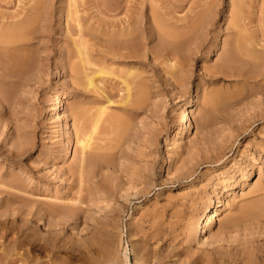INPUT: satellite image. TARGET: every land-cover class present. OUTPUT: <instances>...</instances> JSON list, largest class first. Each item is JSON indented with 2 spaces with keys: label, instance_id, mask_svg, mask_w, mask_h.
Listing matches in <instances>:
<instances>
[{
  "label": "rangeland",
  "instance_id": "obj_1",
  "mask_svg": "<svg viewBox=\"0 0 264 264\" xmlns=\"http://www.w3.org/2000/svg\"><path fill=\"white\" fill-rule=\"evenodd\" d=\"M15 26L22 41L0 36V254L240 264L264 252V222L245 214L264 200V0H0V31ZM190 99L194 127L178 138ZM94 124L80 182L76 143Z\"/></svg>",
  "mask_w": 264,
  "mask_h": 264
},
{
  "label": "bare ground",
  "instance_id": "obj_2",
  "mask_svg": "<svg viewBox=\"0 0 264 264\" xmlns=\"http://www.w3.org/2000/svg\"><path fill=\"white\" fill-rule=\"evenodd\" d=\"M15 27L14 28L12 27L13 29L10 27V29L8 28V30H4L2 32L0 31L1 32L0 36L2 37V39H5L7 41H9L11 39H13V41L15 40V41H18V42L22 41L23 38H24L23 37V33L25 32V29H24L25 27L24 28H22V26H20L19 28H18V26L16 28ZM132 33H133V31H132ZM132 33H130L128 35H132ZM8 38H11V39H8ZM130 42H131V40H128V41L120 40L119 45L120 46H124L126 43L129 44ZM167 43H169V42H167ZM80 45H82V44H80ZM133 45L134 44L131 45V48L133 47ZM76 49H77L78 55L82 57L81 60H80L81 65L84 66L85 63L87 64L89 62V59L86 56L88 54H86V52H84V51H81L79 46H77V45H76ZM83 66H81V68ZM82 69H85V68H82ZM99 73L100 74L102 73V69H99ZM85 77H86V87L90 88V89L95 88L96 85H95L94 79L92 77L87 76V75ZM124 84L126 86V90H127L128 95H130L129 92L134 91V90H132L131 87L129 88L130 84L126 83L125 81H124ZM141 88H142V86H137L135 88V92H137V95L139 93H141V91H140ZM135 92H133V94H135ZM130 96L132 97V94ZM141 97H143V96H141ZM139 98H137V99H139ZM139 100H141V99H139ZM141 101H143V99ZM62 102H63L62 101V97H56L55 101L52 103V106H51V111L55 112V114L58 117H60L59 112H60V109H61ZM193 102H194V100L190 99L184 105V109L179 113V120H180V123H181V131L178 133V134H180L178 138H182V136H186V134H187L186 129H189L190 128L189 126L194 127L193 124H192V115H191L192 114L191 108H192ZM135 104H139V102H137ZM96 129H97V124L96 125L94 124L93 127L91 128V131L88 130V131H90L89 133L85 132V131L84 132L82 131L81 135H80V137H78L79 139H78V141L76 143V148L79 151V155H80L79 169H78V179H79L80 182H82V178H83L84 171H85V166L87 164V158L89 157L88 151L90 149V144H91L90 142L92 140V135H93V133L96 132ZM70 138L71 137H68L67 141H66L65 160H67V161L70 160V158L72 156V150H70V146H69V144L71 143V139ZM93 159L96 162H106L107 161V156H105L104 154H101V153L100 154H95ZM245 212H246L245 213L246 215H249V216L254 217L256 219H262L263 222H264V200L263 201H259V202L258 201L254 202L252 204H248V206H246V208H245ZM195 224H196L195 227H194L195 234H196L197 238L198 237L200 238L201 233H202V231H201L202 226L200 225V222H197ZM9 233H11V232L10 231H6V230L0 231V237L3 238V239H7L10 236ZM18 234H17V236H18ZM20 235H22V234L20 233ZM30 238H31L30 235L24 234L22 239L25 242L27 240V242L30 244V242L28 241ZM14 240L18 241L19 238L18 237L15 238V239L13 238L12 242L15 243ZM42 243L45 246L49 245V246L53 247V249L56 248L57 246H56V239H55L54 233L48 235V237L46 239L42 240ZM30 245H32V244H30ZM3 249H5V248H3ZM0 250H2V249H0ZM254 250L256 251V253H254L252 251V252H250L248 254H245V256L243 255L242 251H241L240 254H238L239 253L238 252L237 253V258L238 259L237 260L239 261V263L240 264H264V252L261 249V247H257V249L255 248ZM238 255H239V257H238ZM11 257H12L11 253L0 254V259L3 262L1 264H15V262H17L19 260V258L16 259V258H11ZM22 257H23V255H22ZM128 257L129 256H127V254L125 253V258L128 259ZM75 259H76V257H75ZM22 260H25L24 262H26L27 264H38L37 261H33L31 263L30 260L27 259V258L26 259H22ZM219 262H221V261L219 260ZM71 263H69V264H71ZM51 264H58V263H57V261H53ZM61 264H64V263H61ZM221 264H222V262H221ZM223 264H224V261H223Z\"/></svg>",
  "mask_w": 264,
  "mask_h": 264
}]
</instances>
